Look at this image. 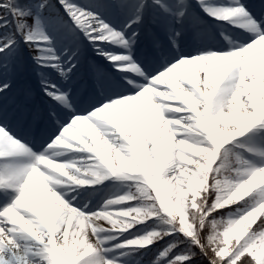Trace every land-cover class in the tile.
I'll use <instances>...</instances> for the list:
<instances>
[{
  "label": "snow or ice",
  "instance_id": "snow-or-ice-1",
  "mask_svg": "<svg viewBox=\"0 0 264 264\" xmlns=\"http://www.w3.org/2000/svg\"><path fill=\"white\" fill-rule=\"evenodd\" d=\"M145 17L159 28L152 68L133 48ZM221 21L246 35L221 31L228 45L215 48L205 36ZM86 43L109 64L89 62L95 96L78 108ZM24 48L46 111L6 112ZM13 121L39 131L35 147ZM106 180L127 191L96 204L72 195ZM0 264H264V11L241 0H0Z\"/></svg>",
  "mask_w": 264,
  "mask_h": 264
},
{
  "label": "rangeland",
  "instance_id": "rangeland-1",
  "mask_svg": "<svg viewBox=\"0 0 264 264\" xmlns=\"http://www.w3.org/2000/svg\"><path fill=\"white\" fill-rule=\"evenodd\" d=\"M260 0H241L242 3L245 4V6L248 8L250 7V10L259 14L260 12L264 11V3L257 4ZM151 33L159 34V28L157 25L151 24L149 22V18L145 17L143 26L139 29V40L133 45L134 48V55L136 58H140L142 53L147 52V56L153 58V61H146V66L149 68L154 67L159 62V56L157 55L156 51L154 50L152 46L151 41ZM223 31L224 34L232 39H236L238 37H243L246 35V33L241 31V28L234 27L231 24H228L227 22H216L215 25L210 26V32H211V38H209L207 35L205 36V41L214 46L215 48H226L228 45V42L220 35V32ZM146 41H148V45L146 48ZM98 44L101 46L108 45L110 50L116 52V53H122L124 50L120 48L119 46L110 45L109 42L105 41H98ZM183 51H190L191 50V44L188 41L187 36L184 39V43L182 44ZM28 54V57L24 56V49L20 51L18 54L17 60L15 64L12 66V71L10 73L11 78V89L9 92L5 94L4 97V104L6 112L11 111L15 108L16 104L20 103H26L29 108L39 106L42 109H47V98L43 96L40 85H39V78L36 75V71L34 69L33 63L31 67V73L30 78L32 82H26L24 78L22 77L23 71L21 63L24 59L28 60L31 58ZM21 62V63H20ZM32 62V61H31ZM89 62H94L96 64L102 65L105 68H107V64L104 62V58L102 56H99L96 54L94 50H92L88 47V50L85 51L83 49V54L81 58V64L77 71L76 77H74V84H73V92L76 94V106L78 108H86L88 107V104L90 102V99L95 96V93L93 92L91 88V81L88 78V65ZM116 69H109L111 72H115ZM51 75L54 78H58L57 73L53 70ZM25 90H31L33 93V96L30 100L25 101L24 99V91ZM57 112L62 113V109L57 108ZM13 126H15V121H13ZM16 131L20 132L23 136H25L28 140L32 141L33 147L36 146L40 139L39 131H33L28 132L27 129L16 127ZM80 153L77 152H70L69 156L70 158H75ZM129 182L127 181H115L112 182V184L109 187H105V184L102 183L100 185H95L93 187L100 188V192L96 193L94 198H97L101 193L105 194V197L114 196L117 194H123L125 191H127V184ZM87 188L88 190H85ZM83 188V193H87L89 191V187ZM97 199L94 200V202ZM93 203V201H92ZM148 258L146 257L145 260Z\"/></svg>",
  "mask_w": 264,
  "mask_h": 264
},
{
  "label": "bare ground",
  "instance_id": "bare-ground-1",
  "mask_svg": "<svg viewBox=\"0 0 264 264\" xmlns=\"http://www.w3.org/2000/svg\"><path fill=\"white\" fill-rule=\"evenodd\" d=\"M241 31L243 32L244 30L241 28ZM104 62H105V64H109V61H107V60H105L104 59ZM57 75H58V73H57ZM18 132V131H17ZM20 133V132H19ZM21 134V133H20ZM22 135V134H21ZM81 155H83V154H79V155H77V157H79V156H81ZM84 163V161H80L79 163H78V166H80V165H82ZM112 182L113 181H108V180H106V181H104V182H102V183H104L105 184V187H109L111 184H112ZM85 187H87V186H85ZM97 190L96 191H92L91 190V188L89 189V191L87 192V193H83V188H81L80 190H79V193L77 194V193H72V195H76V198H77V200H80L81 202H87V203H89V204H96V203H102L103 202V200L104 199H106L107 197H105V194H100L97 198H94L95 196V194L96 193H98V192H100V188H96ZM95 199H97L95 202H94V200ZM92 201H93V203H92Z\"/></svg>",
  "mask_w": 264,
  "mask_h": 264
}]
</instances>
